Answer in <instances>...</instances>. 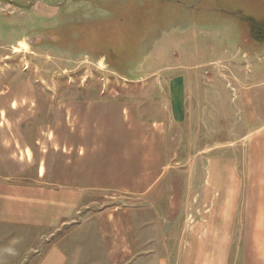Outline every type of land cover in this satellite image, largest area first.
<instances>
[{
	"label": "rangeland",
	"instance_id": "374dc122",
	"mask_svg": "<svg viewBox=\"0 0 264 264\" xmlns=\"http://www.w3.org/2000/svg\"><path fill=\"white\" fill-rule=\"evenodd\" d=\"M263 128L264 0H0V187L82 193L69 264H123L105 213L174 232L194 160ZM40 236L0 224V264H32Z\"/></svg>",
	"mask_w": 264,
	"mask_h": 264
},
{
	"label": "crops",
	"instance_id": "0c3cea01",
	"mask_svg": "<svg viewBox=\"0 0 264 264\" xmlns=\"http://www.w3.org/2000/svg\"><path fill=\"white\" fill-rule=\"evenodd\" d=\"M18 193L23 196L19 200ZM83 201L76 189H18L5 183L0 187V224L41 234L36 242L45 246L32 264H69L75 256L70 260L61 247L94 219L76 223ZM167 206L164 212L171 216L173 204ZM132 210L101 218L105 244L120 250L123 264L145 263L151 247L164 264L174 249L176 264H264V128L233 154L194 160L186 209L177 215L174 232L159 231L157 221L153 233L148 232L144 211ZM71 225L72 233L50 241Z\"/></svg>",
	"mask_w": 264,
	"mask_h": 264
}]
</instances>
